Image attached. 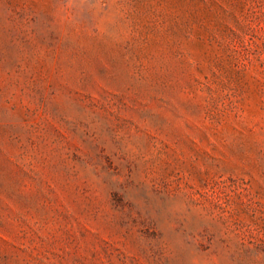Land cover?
<instances>
[{
	"label": "rangeland",
	"instance_id": "rangeland-1",
	"mask_svg": "<svg viewBox=\"0 0 264 264\" xmlns=\"http://www.w3.org/2000/svg\"><path fill=\"white\" fill-rule=\"evenodd\" d=\"M0 264H264V0H0Z\"/></svg>",
	"mask_w": 264,
	"mask_h": 264
}]
</instances>
